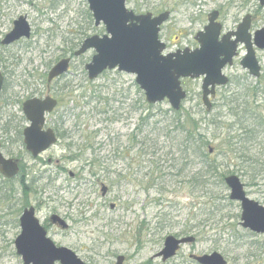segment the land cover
Here are the masks:
<instances>
[{
	"label": "rangeland",
	"instance_id": "rangeland-1",
	"mask_svg": "<svg viewBox=\"0 0 264 264\" xmlns=\"http://www.w3.org/2000/svg\"><path fill=\"white\" fill-rule=\"evenodd\" d=\"M127 8L136 14L173 12L161 33L168 52L193 49L213 11L220 13L225 32L236 31L248 14L255 17L254 29L264 28L259 0H128ZM19 17L27 18L31 38L0 49L6 77L0 95L1 152L20 162L13 178L0 172V264H23L15 241L28 207H35L42 221L51 214L67 218L68 231H53V240L86 264H115L118 256L125 264H196L190 255L214 252L228 264H264V236L241 227L240 204L225 200L229 189L219 176L204 189L218 198L214 202L204 190L191 188L189 180L202 162L178 160L175 145L185 133L164 130L173 117L166 113L173 110L170 103L148 104L135 75L114 70L89 80L86 66L93 50L74 58L70 72L51 86L59 106L47 116V128L59 130L58 143L38 158L26 150L23 132L30 123L23 104L46 94L43 77L64 55L78 51L91 36L106 35V29L95 27L86 0H0V41ZM245 53L242 47L232 74L247 75L244 87L252 88L229 85L208 112L202 81L189 80L181 111L192 114L207 133L224 173L238 176L248 197L264 206V52H257L259 80L240 66ZM102 185L108 187L105 196ZM185 229L188 235L182 234ZM167 236L196 241L164 263L154 256Z\"/></svg>",
	"mask_w": 264,
	"mask_h": 264
},
{
	"label": "water",
	"instance_id": "water-1",
	"mask_svg": "<svg viewBox=\"0 0 264 264\" xmlns=\"http://www.w3.org/2000/svg\"><path fill=\"white\" fill-rule=\"evenodd\" d=\"M92 12L95 27L103 25L106 35L92 36L86 39L75 53L80 57L90 50L95 51L92 61L86 66L88 77L96 80L106 71L117 70L136 76V83L144 92L146 102L157 105L168 100L175 111L181 109L187 92L183 89L182 79L204 78L202 85L203 103L207 111L212 110L210 97L215 96L216 87L226 86L228 78L223 74L227 65H232L238 55V44H245L247 55L241 62L242 67L250 75L259 78L261 66L257 60L254 45L264 51V28L255 34L254 41L250 36L251 15H247L239 25L237 32L226 35L219 40L222 26L218 23L219 12L209 15V24L199 33L196 40L200 47L197 50H179L167 53V45L161 41V27L169 18L165 12L156 17L151 13L137 15L127 8L128 0H86ZM264 7V0H259ZM32 29L26 17H20L14 23L13 30L5 37L2 44L9 46L22 38H31ZM236 37L231 41V37ZM71 59L61 60L48 75V83L69 72ZM4 86V76L0 72V94ZM58 102L52 97L43 100L33 98L23 104V113L30 122L24 132L26 150L34 158L54 147L57 136L52 129H46V117L54 112ZM0 142V172L7 178H13L19 173V161L6 159L1 152ZM210 153L213 150L210 149ZM230 190V200L241 205V222L243 229L258 235H264V206L250 199L245 191V185L238 176L232 175L225 179ZM108 187L102 186L105 196ZM21 233L15 241L17 255L23 264H86L78 255L67 247H58L48 237L47 231L36 217L35 209H26L21 217ZM52 221L59 224L62 230H68L69 225L57 215ZM196 238L187 236L177 238L167 236L162 250L154 256L167 262L175 258L183 246L195 243ZM190 258L198 264H228L220 253L209 255H191ZM125 257L119 256L116 264H124Z\"/></svg>",
	"mask_w": 264,
	"mask_h": 264
},
{
	"label": "trees",
	"instance_id": "trees-1",
	"mask_svg": "<svg viewBox=\"0 0 264 264\" xmlns=\"http://www.w3.org/2000/svg\"><path fill=\"white\" fill-rule=\"evenodd\" d=\"M45 80H46V77H45ZM255 92L256 91H254V93ZM235 102H238V101H235ZM246 111L247 109H245L244 112ZM169 112L173 113V117H171L167 121V125L164 128L166 133L171 134V135H174L176 133H185L184 140L182 142L177 141L178 143H176L175 145L178 160L181 158L184 160H187V159L191 160V158L193 157L194 159H200V161L202 162V165L198 169L197 173H195V175L191 177L189 180V184L191 188L193 190H199V192L203 191L206 188H209V186L212 184L211 180L215 175L219 176L221 185L223 186V188H226L225 178L227 177V174L224 173V170H225L223 168L224 164L219 162L218 156L216 157L214 156L215 153L210 154L209 152V148L211 147L210 141L208 139L207 133L201 129L199 122L194 118V116H192V114H185L186 116H184L181 110L177 112V111L170 109V111H167L166 113H169ZM56 131L57 133H59L58 129H56ZM133 134H134L133 135L134 139L137 140L135 133ZM60 136L61 135L59 133V137ZM228 147H230V142L228 143ZM186 167L187 166H183L182 169L178 170L179 173L180 172L183 173V171L186 170ZM261 168L264 170V164L261 165ZM242 172H245V171L242 170ZM248 172L250 173L251 170ZM254 173H255V170L252 176L255 175ZM254 178L256 179V175ZM204 191L209 194L208 196L209 200L214 202L216 199H218L216 196L212 195L213 192H210L211 190L209 191L204 190ZM225 200L229 201V197L225 196ZM187 232L188 230L185 229L182 231V234L188 235V233H190V231L188 233Z\"/></svg>",
	"mask_w": 264,
	"mask_h": 264
},
{
	"label": "flooded vegetation",
	"instance_id": "flooded-vegetation-1",
	"mask_svg": "<svg viewBox=\"0 0 264 264\" xmlns=\"http://www.w3.org/2000/svg\"><path fill=\"white\" fill-rule=\"evenodd\" d=\"M163 12H169L171 15H172V11H169V10H165V11H163ZM163 12H161V13H163ZM161 13H159V14H161ZM159 14H157V15H155V14H153L154 16H158ZM210 15V14H209ZM209 15H208V22H209ZM20 18V17H19ZM18 18V19H19ZM17 19V20H18ZM243 20V19H242ZM254 20H255V17L254 16H252V22H251V27H250V31H249V33H250V36L252 37V41L254 40V38H255V34L259 31V28H257V29H254L253 28V25H254ZM16 21V20H15ZM15 21L13 22V28H14V23H15ZM242 22V21H241ZM220 23V22H219ZM241 24V23H240ZM239 24V25H240ZM207 25H208V23H207ZM206 25V26H207ZM220 25L222 26V28H221V34H220V37H219V40L221 41L226 35H228V34H233V33H235V32H237V30H238V27H239V25H238V27H237V29H236V31H230V32H225V30L223 29V25L220 23ZM163 26L164 25H162V27H161V32H160V34L162 33V28H163ZM206 26H204L203 27V29L202 30H200L197 34H196V36H195V38H194V46H192V48L193 49H191V48H189V49H191V50H197L198 48H199V42L196 40V37H197V35L199 34V33H201V32H203L204 30H205V28H206ZM13 28H12V30H13ZM11 30V31H12ZM10 31V32H11ZM10 32H8L5 36H3L2 37V40L0 41V49L2 48V47H10V46H12V45H14V44H16V43H19V42H21L22 40H25V38H22V39H20L19 41H17V42H14L13 44H11V45H9V46H6V45H3L2 44V42H3V40L5 39V37L10 33ZM30 39V38H29ZM237 38L236 37H231V41H235ZM26 40H28V39H26ZM167 44V43H166ZM242 47H244L245 48V44L243 45L242 43H239L238 44V48H237V56L235 57V59L233 60V64L232 65H228V66H226V68L223 70V74L228 78V80H229V82L227 83V86H223V87H216V93H215V96H212V100L213 99H216V97L217 96H219L220 95V93L222 92V90L223 89H226V88H228V86L229 85H236L237 86V88L238 89H242V90H246L247 88H252L250 85H248V86H246V87H244V85H247L245 82H246V80H247V75L246 76H243V75H239L238 77H235V75L234 74H232V70H233V68H234V66L236 65V63H237V60L240 58V56H241V50H242ZM80 48V47H79ZM78 48V49H79ZM167 49H169V46H168V44H167ZM254 49H255V52H256V54H257V52H259V50H258V48H256V46L254 45ZM73 50V49H72ZM72 50L67 54V55H64L61 59H60V61L61 60H63V59H71V65H72V63H73V60H74V54H75V52H73L72 53ZM179 50H182V49H177L175 52H173V53H176V52H178ZM184 50V49H183ZM245 51H246V48H245ZM168 52V51H167ZM246 54V53H245ZM243 58L244 57H242L241 58V60H240V66H241V62H242V60H243ZM60 61H58V63L60 62ZM56 65V64H55ZM55 65H53L51 68H50V70L48 71V73L46 74L47 76H46V80H45V78L43 77V79H44V81L46 82V84H47V92H46V94L44 93V92H42V94H36V96L37 97H34V98H38V99H45L46 97H48V96H50V97H52L53 99H55L57 102H58V104H59V99L57 98V96H56V93H55V90L53 91V89L51 88V86L53 85V84H55L56 82H58L59 80H62V79H64L65 78V76L66 75H64V76H62V77H60V78H58V79H55L52 83H48V80H47V78H48V75H49V72L52 70V68L55 66ZM242 67V66H241ZM243 69V68H242ZM244 70V72H246V74H248L249 76H250V74H249V72L248 71H246L245 69H243ZM1 72V71H0ZM2 73V72H1ZM3 74V73H2ZM4 75V74H3ZM4 77H5V75H4ZM6 78V77H5ZM189 80H191V79H183L182 81H181V84L182 85H185L186 84V82L187 81H189ZM197 80H200V81H202L203 82V79L202 78H200V79H197ZM256 80H259V78H257ZM259 83V82H258ZM5 85V84H4ZM4 88V87H3ZM184 88V87H183ZM2 93V92H1ZM1 95V94H0ZM31 99H33V98H31ZM28 101V100H27ZM25 116V115H24ZM50 116V115H49ZM26 118V117H25ZM28 121V120H27ZM28 126H30V124L28 125ZM27 128V127H26ZM25 128V129H26ZM46 129H48L47 127H46ZM56 131V130H55ZM58 135V134H57ZM2 144V143H1ZM1 149H2V146H1ZM19 164H20V162H19ZM19 172H20V167H19ZM7 179V178H6ZM8 180H10V179H8ZM30 208H34L35 209V214H36V217L38 218V211H37V209L35 208V207H28V208H24V210H23V212H22V214H21V216H20V218H19V227H20V231H21V217H22V215H23V213H24V211L26 210V209H30ZM112 208H114V207H112ZM53 215H57V216H59L60 218H62L63 220H65L67 223H68V219L67 218H64V217H61L60 215H58V214H51L49 217H48V219H45V220H40L39 218V221H40V223H41V225L45 228V230L47 231V235H48V237L49 238H51L52 240H53V237H52V235H57L56 233H53V231H58V230H60V231H62V232H65L64 230H62V228H61V226L59 225V224H56V223H54L53 221H52V216ZM66 231H68V230H66ZM59 232V231H58ZM21 233V232H20ZM54 241V240H53ZM54 243L58 246V247H65V246H63V245H61V244H57L55 241H54ZM126 260V259H125ZM23 261V260H22ZM56 264H60L59 262H57ZM124 264H125V262H124Z\"/></svg>",
	"mask_w": 264,
	"mask_h": 264
}]
</instances>
